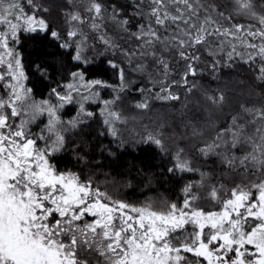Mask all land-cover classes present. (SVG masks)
Here are the masks:
<instances>
[{
  "label": "snow or ice",
  "instance_id": "snow-or-ice-1",
  "mask_svg": "<svg viewBox=\"0 0 264 264\" xmlns=\"http://www.w3.org/2000/svg\"><path fill=\"white\" fill-rule=\"evenodd\" d=\"M0 264H264V0H0Z\"/></svg>",
  "mask_w": 264,
  "mask_h": 264
},
{
  "label": "trees",
  "instance_id": "trees-1",
  "mask_svg": "<svg viewBox=\"0 0 264 264\" xmlns=\"http://www.w3.org/2000/svg\"><path fill=\"white\" fill-rule=\"evenodd\" d=\"M46 51H51V49H46ZM40 52L41 49L39 45H27L25 50L26 60L31 61L34 59H41L42 56L39 54ZM96 72L103 74L106 79L111 77V73L107 70L106 65L99 64L96 68ZM72 163L73 161L66 158L63 161L62 166L67 165L71 167ZM129 169H131V175L134 177V184H137L142 179L137 175V170H142L145 178L149 176L152 177L153 183L150 194L168 195L172 197L179 194V183L175 180H171L166 174L164 176L160 175L163 170L162 161L153 149L145 148L143 151L129 150V154L123 155L119 162L113 163L111 166V170L119 172H128ZM144 191L148 190L138 187L135 191L132 189H126L125 194L135 200L142 198Z\"/></svg>",
  "mask_w": 264,
  "mask_h": 264
}]
</instances>
